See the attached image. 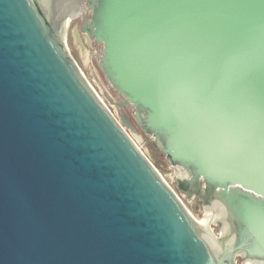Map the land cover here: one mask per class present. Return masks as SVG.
<instances>
[{"label":"water","instance_id":"obj_1","mask_svg":"<svg viewBox=\"0 0 264 264\" xmlns=\"http://www.w3.org/2000/svg\"><path fill=\"white\" fill-rule=\"evenodd\" d=\"M82 1L0 0V264H264V0H88L133 118Z\"/></svg>","mask_w":264,"mask_h":264},{"label":"rangeland","instance_id":"obj_2","mask_svg":"<svg viewBox=\"0 0 264 264\" xmlns=\"http://www.w3.org/2000/svg\"><path fill=\"white\" fill-rule=\"evenodd\" d=\"M75 24L69 29V35L71 39V43L74 49V52L78 58L81 70L87 77V79L91 82L97 93L103 99V101L107 104L109 109L113 112V114L119 118V112L115 108V100L116 97L112 94L110 86L101 78L99 69L96 63L93 61V58L99 53V49L97 46L93 48H88L86 40L80 34V38L76 39L74 33L72 32L76 26ZM78 30V29H77ZM79 32V30H78ZM80 33V32H79ZM130 136L139 146V148L145 153V155L150 159L155 168L161 174V176L165 179V181L170 184V186L175 190V192L179 195L183 203L187 206L193 216L197 219V221H201L203 219V209H197L199 206V200L196 201L193 205H191L189 198L184 192H180L177 188V169L175 168H167L160 164H156L153 161L152 156V143L151 140H146L148 135L135 131H128ZM209 228L213 231L215 235H219L221 233L220 228L217 225L208 224Z\"/></svg>","mask_w":264,"mask_h":264},{"label":"flooded vegetation","instance_id":"obj_3","mask_svg":"<svg viewBox=\"0 0 264 264\" xmlns=\"http://www.w3.org/2000/svg\"><path fill=\"white\" fill-rule=\"evenodd\" d=\"M87 2H88V0H83L82 1V3H81V10H82V12H80V13H78L77 15H75L74 17H72V18H68L69 20L71 19V20H76L77 22H76V26H75V28L73 29V33H74V35H75V37H76V39H79V40H81V38H80V34L82 35V37L86 40V42H87V37L86 36H89V38L91 39V44H89L88 42H87V44H88V46L89 47H91L92 45H93V43H98V44H100L101 45V53H102V43H100V42H98V41H96L91 35H90V33L86 30V31H83L82 30V26H84V19H85V17H87V19H89V13L91 12V9L88 7V5H87ZM66 25H68L67 23H66ZM85 27H87V25H85ZM79 30V32H78V30ZM101 53L100 54H97L98 55V58L100 57V55H101ZM97 57V56H96ZM114 91H115V96H116V99L117 100H115V103H116V105L118 106V108H119V113H120V115H125L126 117H127V115H130V116H132V118H133V116H134V112H133V114H131V110H134V107H133V105L132 104H123L122 103V100H123V98L120 96V95H118V93L116 92V90L114 89ZM135 111V110H134ZM119 115V116H120ZM128 118V117H127ZM134 120V119H133ZM177 168V167H176ZM178 169V171L179 172H183V169H181V168H177ZM188 198H190V199H192V200H194V199H197V200H199L200 202H201V204H204V200L202 199V198H200L197 194H195V193H192L191 194V196L190 197H188ZM219 223L221 224V219L219 220ZM217 224V223H216ZM217 227L219 228V226H218V224H217ZM237 257H239L240 258V261H239V263L237 262V260H236V262L238 263V264H246V262H245V260H243L242 258H241V256H237Z\"/></svg>","mask_w":264,"mask_h":264},{"label":"bare ground","instance_id":"obj_4","mask_svg":"<svg viewBox=\"0 0 264 264\" xmlns=\"http://www.w3.org/2000/svg\"><path fill=\"white\" fill-rule=\"evenodd\" d=\"M198 222H199V224L203 225V219H202L201 221H198ZM203 226L209 227V225H208V224H206V225H203Z\"/></svg>","mask_w":264,"mask_h":264}]
</instances>
